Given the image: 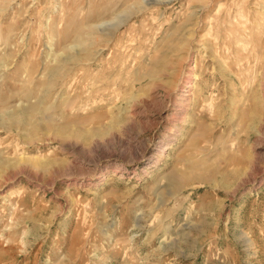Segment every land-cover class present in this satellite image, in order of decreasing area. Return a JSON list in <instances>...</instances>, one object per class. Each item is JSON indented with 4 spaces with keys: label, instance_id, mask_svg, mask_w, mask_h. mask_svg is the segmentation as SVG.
<instances>
[{
    "label": "rangeland",
    "instance_id": "rangeland-1",
    "mask_svg": "<svg viewBox=\"0 0 264 264\" xmlns=\"http://www.w3.org/2000/svg\"><path fill=\"white\" fill-rule=\"evenodd\" d=\"M0 264H264V0H0Z\"/></svg>",
    "mask_w": 264,
    "mask_h": 264
}]
</instances>
